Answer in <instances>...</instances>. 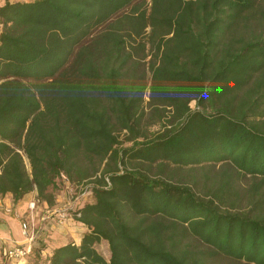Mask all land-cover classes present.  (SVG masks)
Listing matches in <instances>:
<instances>
[{"label":"trees","instance_id":"obj_1","mask_svg":"<svg viewBox=\"0 0 264 264\" xmlns=\"http://www.w3.org/2000/svg\"><path fill=\"white\" fill-rule=\"evenodd\" d=\"M260 1L0 6V196L37 190L52 206L63 174L81 181L106 158L123 167L79 209L81 244L47 264H264V120L253 118L264 115V37L222 47ZM212 162L225 180L205 194L171 168ZM248 178L242 207L234 186Z\"/></svg>","mask_w":264,"mask_h":264},{"label":"rangeland","instance_id":"obj_2","mask_svg":"<svg viewBox=\"0 0 264 264\" xmlns=\"http://www.w3.org/2000/svg\"><path fill=\"white\" fill-rule=\"evenodd\" d=\"M1 1V0H0ZM10 2H30L34 0H9ZM152 0H140V2H143L144 8H150ZM6 2V0H5ZM5 2H2L5 3ZM2 28V25H0V29ZM264 37V0H261L258 4V7L256 9V15L251 20H248L239 26L235 28L234 31L229 32L223 42L222 47L227 44L228 46H233L234 48H240L243 46V44L247 41L263 38ZM224 54V51L221 50L219 55ZM262 79L261 73L256 74L251 81L248 83V85L244 88L243 92L240 93V95L237 98V101H240V98L246 95V92H248L250 89H253L257 86L258 82ZM254 93H251L253 95ZM254 99V98H253ZM146 100H149V97L146 96ZM196 102H192V107L195 108ZM258 105L260 106V109H258L257 112L264 111V99L258 100ZM258 114V113H257ZM264 114V113H263ZM254 115V120L256 121H263L264 115ZM125 132H123L120 136L121 141H125ZM125 144H130L128 142H125ZM28 168L30 170V164L28 160L26 161ZM81 165L85 167L88 162L82 160ZM225 164L222 162H212L207 163L203 165H195V166H187V167H176L171 166L172 169L178 170L177 177L182 178L183 181L189 183L190 185L194 186L196 191L201 194H205L207 192H213L216 191L217 188L220 187L222 182L225 180ZM123 167L120 165L119 161L115 158H106L102 164L99 166L97 172L95 174H92L91 176L84 178L81 181H74L71 182L67 175L63 174L61 178L59 179V191L57 198L55 199V203L52 206H49V208L58 205L61 209H68L67 211L71 213L73 218L77 221V223H82L87 227L86 223H84L81 218L82 214L79 209L83 208L86 204L94 202V197L92 194V189L95 185L100 184L101 187H104V182L99 181L100 178H105L107 174L112 173L116 170H121ZM107 178V177H106ZM107 181L109 179L107 178ZM252 182V178H248L247 180L242 181H236L235 182V191H237L240 194L239 200L241 201L242 207H246L249 204V193L252 185L254 183ZM233 188V189H234ZM34 191V190H33ZM63 194V199L60 201L58 198L60 195ZM77 194H82L80 197V203L76 204V201L74 197ZM235 194L232 196V198H235ZM78 207L77 212L80 213L77 215L76 212L73 211L74 207ZM135 219L134 221H136ZM86 230V231H87ZM186 243L190 244H197V241L195 239L189 238L186 240ZM187 246V245H184ZM98 251L106 258V260L110 261L111 259V250L109 242L106 239H103L101 242H99L96 245ZM222 264H224L223 261H221Z\"/></svg>","mask_w":264,"mask_h":264},{"label":"crops","instance_id":"obj_3","mask_svg":"<svg viewBox=\"0 0 264 264\" xmlns=\"http://www.w3.org/2000/svg\"><path fill=\"white\" fill-rule=\"evenodd\" d=\"M7 1V0H6ZM0 1V6L3 5ZM38 191L25 194L15 200L12 193L0 196V239L8 246L27 241L22 230V222L28 221L35 233L32 252L24 260L11 261L0 256V264H47L54 250L68 243L80 245L87 227L77 223L71 214L62 220L57 215L47 217L49 204L41 201ZM65 199L63 194L58 198ZM60 210L58 205L53 206Z\"/></svg>","mask_w":264,"mask_h":264},{"label":"built area","instance_id":"obj_4","mask_svg":"<svg viewBox=\"0 0 264 264\" xmlns=\"http://www.w3.org/2000/svg\"><path fill=\"white\" fill-rule=\"evenodd\" d=\"M82 194H77L74 199L76 201V204L80 203V197ZM60 210H55L54 208H48L47 211V217H49L51 214L57 215L59 218L68 219L70 212H68V209H61ZM77 209L78 207H74L73 211L78 214ZM22 230L23 233L26 236L27 241L22 244H17L15 246H8L2 242L0 239V256L4 257L5 259L11 260V261H21L26 259L32 252V246H33V241L35 237V233L31 230L30 223L28 221H23L22 222Z\"/></svg>","mask_w":264,"mask_h":264}]
</instances>
